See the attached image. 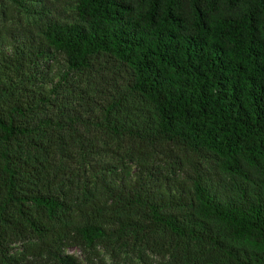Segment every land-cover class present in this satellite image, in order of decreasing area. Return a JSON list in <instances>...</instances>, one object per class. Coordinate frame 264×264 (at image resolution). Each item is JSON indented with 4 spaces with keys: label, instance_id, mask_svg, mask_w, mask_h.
I'll return each mask as SVG.
<instances>
[{
    "label": "trees",
    "instance_id": "16d2710c",
    "mask_svg": "<svg viewBox=\"0 0 264 264\" xmlns=\"http://www.w3.org/2000/svg\"><path fill=\"white\" fill-rule=\"evenodd\" d=\"M70 246L264 264V0H0V264Z\"/></svg>",
    "mask_w": 264,
    "mask_h": 264
},
{
    "label": "rangeland",
    "instance_id": "374dc122",
    "mask_svg": "<svg viewBox=\"0 0 264 264\" xmlns=\"http://www.w3.org/2000/svg\"><path fill=\"white\" fill-rule=\"evenodd\" d=\"M13 246H14V249L17 250V254L20 257H23L22 251H21V248H22L21 245L14 244ZM99 250H100L101 255H100V257H98L97 259H95V263L94 264H136L135 263L136 261L134 259H132L130 257H127L124 254L121 255L120 257L112 258V256L110 255L109 251H107L105 248H100ZM66 252L74 254L83 263L86 264L85 259H84V255H83V253L81 252V250L79 248L70 246V247H68L66 249ZM154 257L155 256L153 255V258ZM154 262H155L154 264H160L159 263V258L156 259Z\"/></svg>",
    "mask_w": 264,
    "mask_h": 264
}]
</instances>
